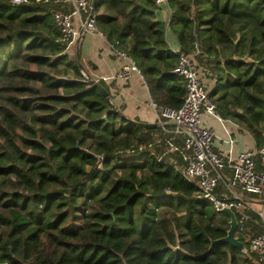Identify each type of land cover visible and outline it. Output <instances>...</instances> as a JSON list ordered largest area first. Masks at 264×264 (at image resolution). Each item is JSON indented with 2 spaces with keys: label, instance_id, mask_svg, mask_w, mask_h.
I'll return each mask as SVG.
<instances>
[{
  "label": "trees",
  "instance_id": "16d2710c",
  "mask_svg": "<svg viewBox=\"0 0 264 264\" xmlns=\"http://www.w3.org/2000/svg\"><path fill=\"white\" fill-rule=\"evenodd\" d=\"M167 5L180 51L198 49L215 79L216 113L264 145V0ZM92 7L153 101L179 107L185 81L173 70L178 52L155 0H94ZM54 10L70 7L0 0V264H258L248 246L264 229L259 213L243 210L242 249L210 247L226 234L229 215L184 176L182 136L117 110L108 85L68 56ZM219 185L228 191L222 178Z\"/></svg>",
  "mask_w": 264,
  "mask_h": 264
},
{
  "label": "built area",
  "instance_id": "2783aa9c",
  "mask_svg": "<svg viewBox=\"0 0 264 264\" xmlns=\"http://www.w3.org/2000/svg\"><path fill=\"white\" fill-rule=\"evenodd\" d=\"M20 1V0H19ZM22 1V0H21ZM65 3L70 11L54 10L52 18L61 32V39L67 46L73 39L87 31L101 35L92 0H56ZM159 6L167 5V0H155ZM168 7V5H167ZM117 56L126 61L116 72V76L126 78L131 70L139 71L132 57L124 50L110 44ZM195 53L200 52L198 49ZM185 81V94L179 107L159 106L154 101L162 125H172V132L183 138L188 153L183 157L186 164L183 174L199 188L197 196L208 201L213 209L219 211L229 207L239 213V220L246 218L244 208H249L250 201L246 194H259L264 198V145L254 149H242L235 158L225 157L213 146L214 130L203 123V112L216 113L215 103L209 95L208 87L190 62L188 53L178 52V60L173 68ZM230 141H232L230 139ZM230 169V174L225 172ZM222 178L227 192L218 190ZM237 218V215H236ZM249 250L255 252L257 261L264 263V229L251 235Z\"/></svg>",
  "mask_w": 264,
  "mask_h": 264
},
{
  "label": "crops",
  "instance_id": "0c3cea01",
  "mask_svg": "<svg viewBox=\"0 0 264 264\" xmlns=\"http://www.w3.org/2000/svg\"><path fill=\"white\" fill-rule=\"evenodd\" d=\"M156 18L167 24L165 39L169 47L173 51L180 52L181 47L177 35L168 24L170 10L166 4L158 6ZM99 29L101 30L100 27ZM66 51L69 55L77 56L85 74L94 80L102 79L108 85L113 105L125 117L139 122L156 123V126L162 125L158 110L152 103L153 99L147 82L140 71L131 70L126 78L115 75L126 60L117 56L105 35L95 31L84 32L73 39ZM188 54L191 64L203 78L208 89H211L215 79L208 70L200 52ZM202 120L205 125L213 128L215 133L213 146L225 157L235 158L242 149L257 147L249 131L230 119L205 111L202 114ZM168 125H170L169 131L173 133L171 124ZM246 196L250 201L249 208L259 213L264 228L263 196L259 194H246Z\"/></svg>",
  "mask_w": 264,
  "mask_h": 264
},
{
  "label": "water",
  "instance_id": "95a60500",
  "mask_svg": "<svg viewBox=\"0 0 264 264\" xmlns=\"http://www.w3.org/2000/svg\"><path fill=\"white\" fill-rule=\"evenodd\" d=\"M93 2L94 0H92V4ZM103 91L106 92L105 89H103ZM140 123L144 126H149V127H154L157 125L156 123H146V122H140ZM223 211L229 215V227L224 236L211 240L210 247L215 243L223 242L242 249L244 247V244L239 240L238 236L235 234L238 225L235 212L229 207H224Z\"/></svg>",
  "mask_w": 264,
  "mask_h": 264
},
{
  "label": "rangeland",
  "instance_id": "374dc122",
  "mask_svg": "<svg viewBox=\"0 0 264 264\" xmlns=\"http://www.w3.org/2000/svg\"><path fill=\"white\" fill-rule=\"evenodd\" d=\"M68 56H69V57H73L74 55H73V54H71V55L68 54ZM218 190H219V191L221 190V185H218ZM235 234H236V233H235Z\"/></svg>",
  "mask_w": 264,
  "mask_h": 264
},
{
  "label": "clouds",
  "instance_id": "9594fccd",
  "mask_svg": "<svg viewBox=\"0 0 264 264\" xmlns=\"http://www.w3.org/2000/svg\"><path fill=\"white\" fill-rule=\"evenodd\" d=\"M16 2H19V0H16Z\"/></svg>",
  "mask_w": 264,
  "mask_h": 264
}]
</instances>
